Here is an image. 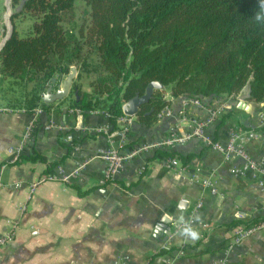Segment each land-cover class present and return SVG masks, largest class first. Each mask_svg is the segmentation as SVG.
<instances>
[{"label":"crops","instance_id":"crops-1","mask_svg":"<svg viewBox=\"0 0 264 264\" xmlns=\"http://www.w3.org/2000/svg\"><path fill=\"white\" fill-rule=\"evenodd\" d=\"M16 9L11 0L0 1V47L10 27L18 33L16 23L23 18H9ZM30 27L28 21L24 35ZM13 82L0 76V237H11L0 246V264H264V230L229 246L239 228L232 222L264 219V191L248 172L233 173L242 160L225 162L192 139L124 159L112 180H104L102 155L109 148L126 156L188 131L189 119H205V109L189 106L188 120L181 122L178 112L190 98L170 99L167 91L171 116L153 127L134 117L121 144L118 133L125 125L118 118L112 123L104 109L80 111L67 104L69 94L45 104L47 88L33 102H13L5 92ZM201 102L204 107L216 103ZM247 103L240 109L232 103L231 109L235 105L242 113L220 120L207 133L224 145L235 124L250 127L256 139L245 152L258 160L264 154V130L256 120L261 103ZM100 128L107 134L96 132ZM158 151L175 154L160 158ZM178 155L193 157L183 165ZM30 157L34 160L21 162ZM35 157L57 163L48 168ZM79 166L75 178L62 180ZM193 175L209 178L216 194ZM159 225L164 228L156 234ZM189 227L199 234L197 240L182 234ZM165 228L171 231L166 240Z\"/></svg>","mask_w":264,"mask_h":264},{"label":"trees","instance_id":"trees-1","mask_svg":"<svg viewBox=\"0 0 264 264\" xmlns=\"http://www.w3.org/2000/svg\"><path fill=\"white\" fill-rule=\"evenodd\" d=\"M21 1L22 10L12 14L11 22L29 18L30 31L21 37L13 27L0 50V76L31 82L36 94L52 78L61 82L75 68L71 107L87 112L108 108L115 123L123 116L124 103L158 82L163 89L154 90L135 117L148 127L170 104L165 89L170 99L212 104L249 88L248 102L264 103V22L255 20L258 0H82L87 14L75 30L67 25L73 23L77 0H11L12 8ZM89 74L94 77H89L86 92L80 81ZM238 113L242 111L234 105L221 123ZM234 127L251 130L239 123ZM174 154L157 152L160 158ZM192 157L178 155L183 165ZM262 221L232 225L246 228Z\"/></svg>","mask_w":264,"mask_h":264},{"label":"built area","instance_id":"built-area-1","mask_svg":"<svg viewBox=\"0 0 264 264\" xmlns=\"http://www.w3.org/2000/svg\"><path fill=\"white\" fill-rule=\"evenodd\" d=\"M1 1V0H0ZM240 96H231L226 100L219 101L212 105L211 107H204L201 100L198 99H187L182 102V108L178 112L180 115L181 122H186L188 120L186 116V110L190 106H195L197 108H203L206 111V117L203 120L194 119L188 120L189 129L188 131H180L176 134H173L169 138L152 143L150 145L143 146L135 151H132L129 155L123 156L118 153V151L111 147L102 155L103 161L106 163V168L104 171V180L110 181L117 174L119 170L120 163L124 159L131 158L132 156L148 150L155 149H171L177 145H183L192 139H199L203 145L208 148H211L221 154L223 161L225 162H234L237 160H242V166L233 167V173L236 175H244L245 173L251 174L252 178L255 179L259 188L264 191V154L258 160H254L249 157L245 152L246 144L256 139V134L251 130H246L240 127H233L228 132V140L224 145H221L214 141V139L208 135L207 131L214 124L219 122L222 117L231 109L232 103L239 102ZM101 100V99H100ZM103 100V99H102ZM248 104V103H247ZM93 112H97L96 110ZM172 110L169 106H166L161 110L157 115V119L162 120L164 118L170 117ZM104 115L106 117H111L108 111V108L104 109ZM133 117L121 116L117 120L123 122L125 125L120 132L118 137L120 138V143L124 144L126 135L129 132V124L133 122ZM260 127L264 126V103H261L259 112L257 113L256 118ZM96 132H101L107 134L105 128L96 129ZM70 140V138H68ZM82 166H79L72 173L67 176L62 177L64 182H68L70 178H75L76 175L81 170ZM193 181L200 182L202 187L211 189L212 194H216L215 187L212 185L211 180L208 179H199L196 175H193L191 178ZM200 207V203L197 204L196 208ZM264 230V221L260 222L258 225H252L246 228L239 227L235 229L229 246H235L241 243L244 239L256 234L259 231ZM11 240V237L6 235L0 237V246H3L5 243H8Z\"/></svg>","mask_w":264,"mask_h":264},{"label":"water","instance_id":"water-1","mask_svg":"<svg viewBox=\"0 0 264 264\" xmlns=\"http://www.w3.org/2000/svg\"><path fill=\"white\" fill-rule=\"evenodd\" d=\"M23 4H24V1H21V3L18 5L17 9L9 15V18L12 16V14L20 12L22 10ZM12 32H13V29H12V27H10L9 32H8L4 42L2 43V45L0 47V50L3 47L4 43L6 42V40L11 36ZM75 78H76V70H75V68H71L69 70V73L65 77V79H63L60 82L61 84L58 85V87L56 88V90L54 92H52V90H53V86L56 83V79L52 78L51 81L48 83V86H47L45 93L43 94V102L45 104H52L56 101L63 100L70 93L71 88H72V84H73ZM157 89L162 90L163 86L160 85L158 82L150 83L146 87L145 93L142 96L137 95L133 99H131V100H129L123 104V106H122L123 115L133 117V118L136 117L139 108L149 101V99L152 97L153 91L157 90ZM249 96H250L249 88H245L242 91V94L240 96V100L238 102V108L239 109L242 108V106H245V104L248 102ZM161 228H164V226L159 225V227H157L156 234H159L161 232ZM165 230H162V231L165 235V240H166L167 237L170 236L171 231H170V228H165Z\"/></svg>","mask_w":264,"mask_h":264},{"label":"rangeland","instance_id":"rangeland-1","mask_svg":"<svg viewBox=\"0 0 264 264\" xmlns=\"http://www.w3.org/2000/svg\"><path fill=\"white\" fill-rule=\"evenodd\" d=\"M81 1V2H80ZM76 8H75V12H74V16H73V23L68 24V28L69 29H73L75 30L78 25L81 22V19H84V17L86 15L83 16V14H87V8L85 7V5L83 4L82 0H77L76 1ZM13 11V10H12ZM30 21L29 18H25L23 20H19L17 21L16 25H17V30L18 33L21 37H24L26 35H24V30L26 29L25 26L27 24V22ZM94 77V74H89V75H84L81 77V81H80V86L82 88V90L84 91H88L89 87H88V83L90 81L91 78L89 77ZM6 87V95L9 97V100H13V102L15 100H19V103H30L35 101V95H36V91L34 89V85L31 82H24L23 84H20L18 82H13V83H7L5 85ZM166 91H168L167 89H165ZM37 96V95H36ZM34 97V98H33ZM102 101L103 98H100ZM72 102H74V93L70 92L69 96H68V100H67V104L70 105L72 104Z\"/></svg>","mask_w":264,"mask_h":264},{"label":"clouds","instance_id":"clouds-1","mask_svg":"<svg viewBox=\"0 0 264 264\" xmlns=\"http://www.w3.org/2000/svg\"><path fill=\"white\" fill-rule=\"evenodd\" d=\"M258 4H259V11L255 15V20L257 22H264V0H258ZM182 234L192 240H197L199 238V234L194 230H192L190 227L183 229Z\"/></svg>","mask_w":264,"mask_h":264}]
</instances>
